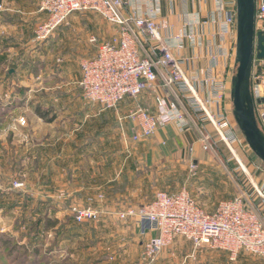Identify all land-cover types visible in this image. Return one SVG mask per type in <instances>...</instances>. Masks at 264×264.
I'll return each instance as SVG.
<instances>
[{
    "label": "rangeland",
    "instance_id": "rangeland-1",
    "mask_svg": "<svg viewBox=\"0 0 264 264\" xmlns=\"http://www.w3.org/2000/svg\"><path fill=\"white\" fill-rule=\"evenodd\" d=\"M70 21L71 26L63 28L66 30L59 31V28L45 43L33 44L32 56L23 57L25 88L20 95L27 100L23 101L16 116H0V238L5 235L13 240L9 247L0 248V264H158L164 252L163 264H264V258L245 252L232 260L225 252L195 249L181 238L152 260L145 256L144 248L153 235L143 234L135 218L126 221L119 218L126 208L139 209L148 205L158 192L176 194L186 190L199 207L214 212L223 201L244 192L252 194L257 187L264 189V163L256 157L238 129L232 117L233 104L229 113L233 124L230 132L236 135L237 141L232 144L224 142L220 134L206 124L207 127L200 126L196 131L199 142L195 147L185 146L179 140L177 152L172 153L167 144L161 145L163 160L155 163L149 158L138 162L143 170L134 174L131 181L125 180V186L113 184L100 192L91 190L93 194L84 200L73 191L80 185L73 187L72 180L59 171V166L64 165L61 162L63 146L59 144H63L72 132L51 129L56 132V139H51L46 128L36 125L37 117L28 105L31 91L33 94L40 91L38 95L43 90L44 95L52 91L60 94L63 92L60 85L65 84L60 76L52 82L41 77L37 79L41 84L38 82L39 85L34 86L31 83L33 75L42 71L46 75L47 67L57 71L64 61L74 63L77 71L80 62L96 55L98 44L111 37L108 28L111 26L96 13H76ZM92 38L97 43H92ZM236 70L235 65L233 76ZM77 76L78 73L74 78ZM84 102L92 106L85 99ZM117 124V127L110 124L111 127L107 123L106 127L113 134L120 129ZM203 134L211 138V148L207 151L203 146ZM132 136L122 138L128 146L126 154L134 152L141 156L138 143L143 141L133 142ZM37 139L45 145L36 147ZM48 140L54 142L55 149L49 147ZM53 156L60 163L53 164ZM140 185L146 186L144 190L148 192L124 194L127 186L132 191L131 186ZM75 206L100 209L102 216L97 222L77 224L71 215Z\"/></svg>",
    "mask_w": 264,
    "mask_h": 264
},
{
    "label": "built area",
    "instance_id": "built-area-1",
    "mask_svg": "<svg viewBox=\"0 0 264 264\" xmlns=\"http://www.w3.org/2000/svg\"><path fill=\"white\" fill-rule=\"evenodd\" d=\"M215 2L222 19V38L236 34V0ZM39 12L45 19L34 31V45L48 41L76 13H96L111 26V38L98 44L94 57L81 61L80 85L86 102L99 106L101 111L115 110L125 99L136 100L147 91L155 93V112L138 106L130 115L136 124L133 142L146 141L167 126L184 130L197 121L210 124L228 145L237 141L230 132V112L223 109L225 82L210 72L207 80L212 91L205 100L197 97V79L188 78L183 61L175 54L184 49V38L196 44L192 25L189 23L188 33L176 37L175 44L163 41L161 31L168 25L158 24L159 0H40ZM256 32L264 33L263 0H257ZM91 42L97 43L94 38ZM250 92L257 122L264 132V103H258L264 100V60L254 61ZM202 141L204 150H209L210 136L203 134ZM71 215L77 224H85L99 221L102 211L75 206ZM119 218H135L143 234H153L144 248L145 256L152 260L179 238L195 249L225 252L232 260L241 252L264 258V190L258 187L252 194L244 192L221 202L214 212L199 207L186 190L176 194L158 192L151 203L129 208Z\"/></svg>",
    "mask_w": 264,
    "mask_h": 264
},
{
    "label": "crops",
    "instance_id": "crops-1",
    "mask_svg": "<svg viewBox=\"0 0 264 264\" xmlns=\"http://www.w3.org/2000/svg\"><path fill=\"white\" fill-rule=\"evenodd\" d=\"M159 3L161 17L158 24L166 22L168 25L167 29L161 31L163 41L175 44L176 37L188 33L189 23L192 25L191 29L194 32L196 44L194 45L184 38V49L176 51L175 54L183 61L188 78L197 79V97L205 100L212 91V86L207 80L209 73L212 72L226 84V100L223 109L229 113L230 105H232V70L236 65V34L231 33L224 39L222 38V19L218 16L215 0H159ZM0 6L2 7L0 11V116L6 115L7 118L12 115L16 116L23 101L27 100L22 99L20 95L21 89L25 88L22 82L21 63L23 57L32 56L34 31L37 25L45 19V15L39 12L40 0H0ZM70 20L65 27L71 26ZM65 27L63 26L59 31L66 30L63 29ZM108 28L110 36H112V28L109 26ZM94 56L95 54L92 57ZM59 69L51 71L53 69L47 67L46 75L44 71L33 75L31 83L38 86L40 83L38 78L42 77L44 81L52 82L60 76L63 83L65 82L63 86L60 85L63 92L60 94H56L55 91L44 92L46 93L44 95L43 91L45 90H43L41 91L43 95H38L40 91H36L34 94L31 91L28 105L31 112L37 117L36 125L46 128V133L51 139H56L57 130L72 132L66 136L63 144H59V147L63 146L61 162L64 165L59 166L60 170H58L65 174L69 180H72L73 187L80 185L73 191L78 193L83 200L93 192H100L104 187L114 186L113 184L121 186L124 185L125 180L131 181L134 174L143 170L142 167H140L142 169L139 168L138 162L143 163L149 158L155 163L160 159L163 160L160 154L162 151L159 150L161 145L167 144L172 153L177 152L179 140L185 146L195 147L199 142L196 131L198 132L200 126L207 127L205 123L204 125L199 121L189 123L184 130H180L175 125L167 126L160 129L153 138L143 141L144 143H138L141 146V156L135 155L134 152L128 155L126 154L128 146L122 138L131 136L136 130V124L130 115L138 106L155 112V93L147 91L136 100L125 99L115 110L101 111L99 106H86L84 102L83 90L80 85L82 81L80 64L75 71L74 63L64 61ZM76 73L78 76L74 78ZM158 90L161 94H165L162 88ZM40 106H42V112L46 114V122L36 113ZM211 111L216 112V109L211 107ZM107 123L116 127L119 123L120 129L117 128L112 134L111 130L106 127ZM39 141L37 139L34 145L43 147L44 141L42 143ZM47 144L49 147L52 146V149L54 148L53 141L48 140ZM53 151L57 152V150ZM118 153L120 156L116 155ZM51 161L53 164L54 162L60 163L54 159V156ZM53 171L56 170H50V172ZM53 177L56 178L54 175ZM80 179L83 181L80 182ZM131 187L132 191L127 186L125 195L148 192L144 190L146 189L144 185L137 188ZM151 234L146 236L149 237ZM165 255L166 252L159 256L158 264H163Z\"/></svg>",
    "mask_w": 264,
    "mask_h": 264
},
{
    "label": "water",
    "instance_id": "water-1",
    "mask_svg": "<svg viewBox=\"0 0 264 264\" xmlns=\"http://www.w3.org/2000/svg\"><path fill=\"white\" fill-rule=\"evenodd\" d=\"M236 8L237 70L231 88L233 117L248 146L264 163V132L257 122L250 92L254 61L264 60V33L256 32L257 0H236ZM258 103H264V100Z\"/></svg>",
    "mask_w": 264,
    "mask_h": 264
},
{
    "label": "trees",
    "instance_id": "trees-1",
    "mask_svg": "<svg viewBox=\"0 0 264 264\" xmlns=\"http://www.w3.org/2000/svg\"><path fill=\"white\" fill-rule=\"evenodd\" d=\"M0 109H1V105H0ZM1 111V110H0ZM36 113L41 117V118H44L46 117V114L44 112H42V106L39 107V109L36 110ZM48 223V222H47ZM2 238H0V248L4 247V248H7L10 246V244L13 242L12 238L11 237H8V236H1ZM36 253L37 250L35 251Z\"/></svg>",
    "mask_w": 264,
    "mask_h": 264
}]
</instances>
